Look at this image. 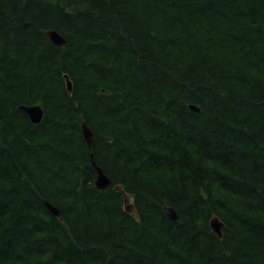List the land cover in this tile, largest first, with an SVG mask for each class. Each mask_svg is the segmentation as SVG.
<instances>
[{
    "label": "trees",
    "instance_id": "16d2710c",
    "mask_svg": "<svg viewBox=\"0 0 264 264\" xmlns=\"http://www.w3.org/2000/svg\"><path fill=\"white\" fill-rule=\"evenodd\" d=\"M0 116V264H264V0H0Z\"/></svg>",
    "mask_w": 264,
    "mask_h": 264
},
{
    "label": "water",
    "instance_id": "95a60500",
    "mask_svg": "<svg viewBox=\"0 0 264 264\" xmlns=\"http://www.w3.org/2000/svg\"><path fill=\"white\" fill-rule=\"evenodd\" d=\"M45 35L47 36L49 41L55 46L62 47L65 44V40L63 39V37L53 30L47 31L45 33ZM64 79H65V83H66V88L70 92L71 91V83H70V81L66 75L64 76ZM191 108L196 112L199 111V109L197 107L192 106ZM20 109L28 116L31 123H33V124L40 123V121L42 119L43 111L39 105L21 106ZM0 119H1V116H0ZM82 133H83L84 139H85L86 143L88 144V146H91V144H92V133L87 128L85 123L82 124ZM91 165L96 172L95 187L99 190L107 189L110 186V180L103 173L101 168L95 164L93 159H91ZM114 189L119 190L120 188L115 187ZM126 196L127 195L123 194L124 204L126 203ZM46 207L49 210V212L51 213V215H53L54 217H60V211L56 207H54L48 203H46ZM125 210L128 213L132 212L133 211L132 205L131 206L125 205ZM164 210H165L166 215L171 220L178 221L179 217H178L175 209H173L172 207H165ZM210 226H211L212 231L215 234H217L219 238H222V236H223V234H222L223 223L219 220V218H217V217L213 218L210 222Z\"/></svg>",
    "mask_w": 264,
    "mask_h": 264
},
{
    "label": "rangeland",
    "instance_id": "374dc122",
    "mask_svg": "<svg viewBox=\"0 0 264 264\" xmlns=\"http://www.w3.org/2000/svg\"><path fill=\"white\" fill-rule=\"evenodd\" d=\"M125 205H132V200H131V198L129 197V196H126V203H125Z\"/></svg>",
    "mask_w": 264,
    "mask_h": 264
}]
</instances>
